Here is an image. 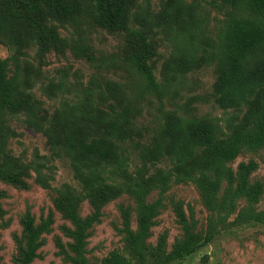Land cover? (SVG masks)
Listing matches in <instances>:
<instances>
[{
    "label": "rangeland",
    "instance_id": "1",
    "mask_svg": "<svg viewBox=\"0 0 264 264\" xmlns=\"http://www.w3.org/2000/svg\"><path fill=\"white\" fill-rule=\"evenodd\" d=\"M80 3L78 25L52 23L65 39L64 43L57 47L49 43L43 49L25 38L21 48L15 40L10 46L0 40V59L6 60V79L15 93L18 96L21 93V97L29 94L37 102V115L49 117L63 99L82 97L89 89L94 90V97H106L112 83L122 88L126 97L138 107L134 112L135 134L119 149L128 161L127 171L132 180L152 176L159 168L171 166L167 158L144 164L133 148L134 143L153 141L161 132L167 113L187 119H212L218 125V138L224 139L248 109L257 105V97L264 93L263 83L246 103L222 107L216 94L217 60L213 57L203 59L206 52L215 49L230 17L245 15L243 7L233 10L222 6L220 0H131L128 25L139 28L141 20L147 22L150 19L147 40L152 52L148 64L159 84L156 92L145 86L130 60L138 49L136 39L121 28L108 29L95 12H90L93 5L86 0H80ZM183 7L187 11L190 9L191 15L184 14L178 22L163 19L165 9L170 13L174 8ZM182 48L194 53L190 59L193 64H188L186 72L167 80L170 75L163 73L164 63ZM258 62L264 70V60ZM59 82L61 90L55 88L57 95L50 96L48 85ZM7 117L14 134L6 141L4 153L11 157L10 169L20 174L25 185L0 180V264H17L20 245L25 242L23 221L27 214L33 217L34 225L42 220L49 222L30 264H72L60 253L57 243L60 241L71 253L72 238L65 229L73 225L57 205L63 200L61 191L66 188L82 194L81 184L74 177L68 158L51 153L44 134L26 123L25 113L7 114ZM242 163H253L247 182L249 185L260 183L262 193L252 208L256 212L264 211V147L242 149L226 163L235 175L234 182L229 184L223 180L218 185L215 208L210 207L193 182L171 183L164 191L156 188L146 196L147 203H158L147 245L156 246L163 240V250L168 253L182 238L176 206L194 224L195 232L205 235L209 226L214 231L212 239L193 253L165 264H264V224L237 222V214L250 206L245 197L237 199L231 213L218 210L224 198L227 203L230 201L236 173ZM92 210L88 200L82 199L79 215L85 218ZM125 212L131 229L137 231L138 205L132 195L122 193L101 207L98 219L88 229L84 246L89 264H100L113 250L123 251Z\"/></svg>",
    "mask_w": 264,
    "mask_h": 264
},
{
    "label": "trees",
    "instance_id": "2",
    "mask_svg": "<svg viewBox=\"0 0 264 264\" xmlns=\"http://www.w3.org/2000/svg\"><path fill=\"white\" fill-rule=\"evenodd\" d=\"M93 5L99 20L108 29L121 28L137 41L138 49L131 55L138 75L150 90L159 91L148 59L151 57L150 42L147 40L150 19L140 21V27L127 23L131 0H86ZM222 6L236 10L243 7L245 15L232 16L220 34L215 49L206 52L204 60H217L218 77L216 94L222 107H235L246 103L264 83V70L258 60H264V0H220ZM87 4L91 8L90 4ZM80 0H0V40L11 45L17 41L23 47L25 38L46 48L49 43L55 47L64 43L52 23L78 25ZM162 14L168 21H181L191 10L173 9ZM148 30V31H147ZM79 48H81L79 46ZM194 53L177 49L175 56L166 61L163 73L168 80L171 76L184 73L193 64ZM188 65V66H187ZM6 60L0 59V180L24 186L20 174L11 170V157L4 153L6 141L14 133L8 125L7 114L25 113L29 126L40 130L52 154L67 157L74 177L81 184L82 194L66 188L58 209L70 219L73 227L66 228L72 238L70 252L58 241L60 253L72 264H89L85 256V242L88 229L95 222L101 207L122 193L132 195L138 205V230L129 225L124 213L122 231L125 232L123 251L113 250L104 256L100 264H165L193 253L214 236L212 226L205 235L194 230V224L184 216L179 206L176 213L182 225L183 236L174 243L170 252L163 250V240L156 246L146 244L150 235L152 218L158 203H147L146 196L154 189L164 191L171 183L193 182L200 189L210 207L215 208V193L223 180L232 184L233 172L225 165L242 149L257 150L264 147V93L257 97V105L249 108L244 118L229 136L219 139L218 125L203 117L182 118L167 113L161 132L149 144L134 143L133 148L144 164L159 162L167 158L168 168H159L154 175L132 180L127 171L128 161L119 152L120 145L131 140L134 133V118L138 107L116 83H112L106 97H94L89 89L82 97L63 99L60 106L49 117L37 115V103L29 94L18 96L6 79ZM62 84L50 83L47 91L57 95ZM253 163L239 166L235 188L227 203L226 198L218 210L231 213L239 198L250 206L237 214V222L263 223L264 211L256 212L252 204L262 193L260 183L249 185L247 176ZM118 180V182L116 181ZM87 199L93 208L91 214L82 218L78 207ZM49 222L42 220L34 225V219L27 214L23 221L24 245H20L17 264H30L42 241L40 236L48 230Z\"/></svg>",
    "mask_w": 264,
    "mask_h": 264
}]
</instances>
